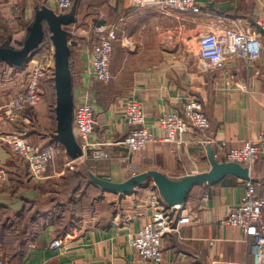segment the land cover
<instances>
[{
    "label": "crops",
    "instance_id": "crops-1",
    "mask_svg": "<svg viewBox=\"0 0 264 264\" xmlns=\"http://www.w3.org/2000/svg\"><path fill=\"white\" fill-rule=\"evenodd\" d=\"M8 1L18 5L13 19ZM43 2L47 0H0V22L14 32H24ZM196 2L200 14L160 12L130 0H72L75 21L67 30L72 40L69 63L73 100H90L96 120L93 136L108 152L116 156L125 153L121 141L128 127L122 115L129 98L141 103L145 127L157 137L162 136L157 117L165 112L181 114L186 98L202 103L210 126L205 132L189 128L182 135L181 146L151 143L142 153L132 155L129 164L117 157L100 162L80 159L74 163L76 171H67L64 176L60 165V171L51 170L40 180L29 177L26 166L0 139V165L8 173L7 182L0 187V260L6 264H150L134 251L130 239L148 215L138 200L148 199L147 191L156 189L153 182L120 194L92 184L87 172L122 182L133 174L155 169L179 179L209 170L208 147L212 153L222 143L225 150L239 148L246 140L256 141L264 131V32L256 25L264 20V0ZM91 8L96 14L90 13ZM230 19L240 20L248 33L261 40L259 60L248 66L241 59H233L222 70L201 72L198 36L220 31ZM89 20L118 26L108 84L89 75L86 51L93 44V36L87 31ZM34 65L14 68L0 62V106L21 88ZM243 85L248 90L242 89ZM55 127L54 111L43 97L35 109L25 112L23 120L3 123L0 138L15 135L44 144L52 142ZM250 177L263 191L264 149ZM60 187H64L62 191ZM245 188V181L232 176L215 185L194 187L174 212L175 218L186 215L190 222L163 237L160 264H253L241 231L221 224L240 202ZM52 189L53 195L45 196L46 190ZM74 206L78 212L72 210ZM66 211L72 218L65 217ZM55 239H63L66 245L50 249Z\"/></svg>",
    "mask_w": 264,
    "mask_h": 264
},
{
    "label": "built area",
    "instance_id": "built-area-1",
    "mask_svg": "<svg viewBox=\"0 0 264 264\" xmlns=\"http://www.w3.org/2000/svg\"><path fill=\"white\" fill-rule=\"evenodd\" d=\"M134 5L148 7L165 12L166 10L200 14L201 8L196 0H130ZM47 4L54 11H64L71 7L72 0H53ZM10 18L13 19L18 5L8 1ZM256 24L264 32V20ZM87 31L93 36V44L87 53L89 75L97 82L108 84L112 80L110 62L115 43L118 40V26L112 23L87 24ZM200 71L222 70L226 62L241 59L248 66L259 60L262 53V42L248 33L240 20L230 19L220 31H210L200 34L197 39ZM125 46L129 42L125 40ZM40 56L32 67L29 77L21 88L0 106V126L5 122L17 123L23 120L28 109H35L43 100L44 91L41 82H52L54 77V47L52 43L43 44L38 50ZM37 52V53H38ZM36 53V54H37ZM242 89L248 90L246 85ZM203 105L197 99L186 98L181 114L165 112L157 117L156 124L162 131L157 137L145 127V114L139 101L129 98L123 109V121L128 127V133L121 141L125 148L122 156H116L104 148V143L93 136L95 112L92 103L87 98L74 102L73 132L82 150L77 160L109 161L119 158L129 164L132 155L142 153L146 147L155 142L174 143L181 146L184 143L183 133L189 128L205 132L210 124L203 112ZM9 146L27 169L30 178L40 180L51 170H61L57 161L60 160L63 169L71 171L77 160H70L64 148L54 141L35 144L25 138L10 135L0 138ZM52 140V139H51ZM264 149V131L256 141L246 140L241 147L225 150L222 143L217 152L212 153L217 160L237 162L251 170L260 158ZM59 174V173H58ZM8 173L0 165V187L7 182ZM245 193L240 202L233 206L221 220L224 226L236 227L241 231L243 241L249 246L253 256V264H264V190L258 189L251 180L245 181ZM152 189V188H151ZM149 197L138 202L148 215L141 229L130 239V245L143 261L150 264H160L163 260L161 242L164 236L172 231H178L179 226L190 222L189 216L175 218V211L180 205L168 206L159 199L157 189L148 190ZM141 215V213L139 214ZM63 239L53 240L49 248L56 250L65 246ZM0 264H6L0 260Z\"/></svg>",
    "mask_w": 264,
    "mask_h": 264
},
{
    "label": "water",
    "instance_id": "water-1",
    "mask_svg": "<svg viewBox=\"0 0 264 264\" xmlns=\"http://www.w3.org/2000/svg\"><path fill=\"white\" fill-rule=\"evenodd\" d=\"M74 21L73 10L60 14L48 6H40L35 10L34 17L26 28V36L21 46L19 48L9 45L0 46V62L14 68L24 67L38 52L45 31H47L54 47L53 85L56 127L54 133L51 134V139L64 148L70 160H77L82 155V150L73 132V81L69 63L72 40L67 26ZM206 156L210 164L208 171L187 174L179 179H171L155 169L133 174L122 182H114L108 177H97L91 172H88V177L92 184L102 190L120 194L131 193L144 183L153 182L168 206L183 205L194 187L215 185L227 176L242 181L251 180L247 167L237 162L215 159L210 147L207 148Z\"/></svg>",
    "mask_w": 264,
    "mask_h": 264
},
{
    "label": "trees",
    "instance_id": "trees-1",
    "mask_svg": "<svg viewBox=\"0 0 264 264\" xmlns=\"http://www.w3.org/2000/svg\"><path fill=\"white\" fill-rule=\"evenodd\" d=\"M48 6V4L46 2H43L40 6ZM39 6V7H40ZM49 7V6H48ZM52 9V8H51ZM72 9V5L70 8H68L67 10H64V11H56V13H60V14H63V13H69ZM32 21V20H31ZM31 23V22H30ZM26 36V29L24 32H14L11 28H9L4 22H0V46H5V45H9V46H12L14 48H19L24 40ZM51 41L49 39V36L47 34V31H45V34H44V37H43V40L40 44L43 45V44H49ZM15 68H18V67H15ZM76 171V170H75ZM74 172V171H72ZM88 174V172H87ZM86 174V175H87ZM72 176L74 174H71ZM73 180V179H72ZM74 182V181H72ZM76 183H74L72 185V188L76 189L77 188V185H78V182L77 180L75 181ZM144 185H147V183H144ZM159 194V193H158ZM159 199L164 202V200L162 199L161 195L159 194ZM165 203V202H164Z\"/></svg>",
    "mask_w": 264,
    "mask_h": 264
},
{
    "label": "rangeland",
    "instance_id": "rangeland-1",
    "mask_svg": "<svg viewBox=\"0 0 264 264\" xmlns=\"http://www.w3.org/2000/svg\"><path fill=\"white\" fill-rule=\"evenodd\" d=\"M91 11H90V13L91 14H96L95 12V9L94 8H91L90 9ZM93 20H89V21H87V23H90V22H92ZM87 23H86V25H87ZM39 56H40V54H39V52L35 55V57L34 58H32L30 61H29V63H27L26 64V66L27 67H31L32 66V64L33 63H36L37 62V59L39 58ZM7 66H9V65H7ZM41 87H42V89H43V91H44V99L47 97L48 98V103H49V108L51 109V111H52V113H53V111H54V106H55V90H54V85H53V83L52 82H45V81H42L41 82ZM57 164L59 165V167H60V165H62L61 164V162H60V160L59 161H57ZM77 168L76 167H74L70 172H72V171H75ZM63 175L64 176H66V175H68V172H67V170H63ZM64 188V187H63ZM63 188L61 189V187H60V189H61V191L63 190ZM44 191V190H43ZM47 192V194L45 195V196H51V195H53V191H54V189H52V190H50L49 192H48V190H46ZM71 197H74V195L72 194L71 195ZM58 198H59V196H58ZM61 200H64V199H62L61 198ZM58 202H60V200L58 201ZM67 208V207H66ZM65 208V210H67ZM79 208H76V206H74V207H72V210H75V211H77ZM78 212V211H77ZM65 214V217L68 219L69 217L70 218H72L71 216H73L72 215V213L70 212V211H66V213H64ZM76 218V217H75Z\"/></svg>",
    "mask_w": 264,
    "mask_h": 264
}]
</instances>
